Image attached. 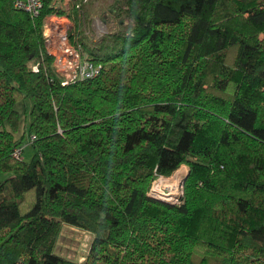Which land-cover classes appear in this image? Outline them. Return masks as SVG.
I'll return each instance as SVG.
<instances>
[{"label": "trees", "instance_id": "trees-1", "mask_svg": "<svg viewBox=\"0 0 264 264\" xmlns=\"http://www.w3.org/2000/svg\"><path fill=\"white\" fill-rule=\"evenodd\" d=\"M14 3L0 0V264H264V0L114 2L132 22L96 40L70 0L100 71L68 83L43 34L66 10ZM183 164L179 202L149 193ZM64 223L94 234L81 262L55 252Z\"/></svg>", "mask_w": 264, "mask_h": 264}, {"label": "rangeland", "instance_id": "rangeland-1", "mask_svg": "<svg viewBox=\"0 0 264 264\" xmlns=\"http://www.w3.org/2000/svg\"><path fill=\"white\" fill-rule=\"evenodd\" d=\"M69 1L70 0H56L54 4L57 7L72 13L71 9L68 8ZM114 2H118L120 5L125 7L124 0H84L85 12L81 20H79L81 24L79 28L80 35L87 36V39L96 40L110 30L117 29L122 25H129V23L132 22V19L126 12L123 13V20H119L117 18L116 13L113 11ZM48 16L45 18L46 21L49 20ZM71 21L73 27L70 31L74 30V15H71ZM17 108L21 114V123L19 130L15 133V136L17 138H24L23 142L19 145V148H22V157L26 160H29L33 155V148L30 145V137L27 130L29 124V103H19ZM5 127H9V125L5 124ZM177 170L171 175L160 176L153 182L154 187L157 186L159 182L163 181V178L171 177L176 173L181 175L182 182L180 183L177 191L178 195L172 199H168L169 202L173 203L179 202L183 195V180L187 176L189 167L187 164H183ZM3 177L4 175H0V179ZM159 184L160 189L171 191V188L164 185V183L162 185L161 183ZM165 187H167V189ZM93 238L94 234L92 232L64 223L56 242L55 252L68 259L81 262L86 258Z\"/></svg>", "mask_w": 264, "mask_h": 264}, {"label": "built area", "instance_id": "built-area-1", "mask_svg": "<svg viewBox=\"0 0 264 264\" xmlns=\"http://www.w3.org/2000/svg\"><path fill=\"white\" fill-rule=\"evenodd\" d=\"M46 2L47 0H15L14 4L16 8L26 10L32 15H38ZM48 18L49 20H45L43 26V34L47 49L54 57L55 66L63 78V83L98 74L100 66L86 58L81 43L71 37L70 30L73 26L69 11L54 12ZM15 153L17 156H22V148L18 147ZM165 188L167 189V187ZM157 189L160 188L153 187L152 184L149 193L156 196Z\"/></svg>", "mask_w": 264, "mask_h": 264}, {"label": "bare ground", "instance_id": "bare-ground-1", "mask_svg": "<svg viewBox=\"0 0 264 264\" xmlns=\"http://www.w3.org/2000/svg\"><path fill=\"white\" fill-rule=\"evenodd\" d=\"M181 182H182V178H181V175H179L178 173H176L175 175H173L171 177L163 178V181H161L159 183H161V185L164 183V185L169 186L171 188V191H166L163 189H157V191H155L156 192L155 194L161 198L166 199V200L172 199L178 195L177 191H178V188H179ZM159 183L157 184V187L160 188Z\"/></svg>", "mask_w": 264, "mask_h": 264}, {"label": "water", "instance_id": "water-1", "mask_svg": "<svg viewBox=\"0 0 264 264\" xmlns=\"http://www.w3.org/2000/svg\"><path fill=\"white\" fill-rule=\"evenodd\" d=\"M185 181V178H184V180H183V182ZM163 200H166V199H163ZM166 201H168V200H166ZM169 202V201H168ZM171 203H173V202H171Z\"/></svg>", "mask_w": 264, "mask_h": 264}]
</instances>
